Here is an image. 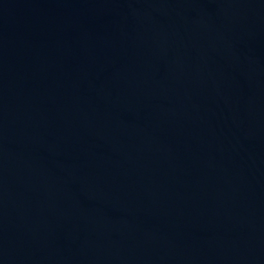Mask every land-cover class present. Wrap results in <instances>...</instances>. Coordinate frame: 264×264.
<instances>
[{"label": "water", "instance_id": "obj_1", "mask_svg": "<svg viewBox=\"0 0 264 264\" xmlns=\"http://www.w3.org/2000/svg\"><path fill=\"white\" fill-rule=\"evenodd\" d=\"M0 264H264V0H0Z\"/></svg>", "mask_w": 264, "mask_h": 264}]
</instances>
